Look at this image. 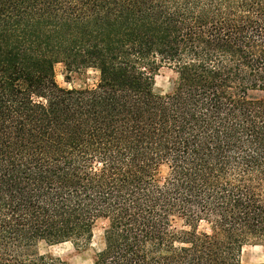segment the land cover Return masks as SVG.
<instances>
[{
	"label": "trees",
	"instance_id": "1",
	"mask_svg": "<svg viewBox=\"0 0 264 264\" xmlns=\"http://www.w3.org/2000/svg\"><path fill=\"white\" fill-rule=\"evenodd\" d=\"M56 62L99 80L62 88ZM161 63L177 72L164 95ZM251 91L264 0H0V264H47L38 241L89 242L99 219L92 264H240L264 243Z\"/></svg>",
	"mask_w": 264,
	"mask_h": 264
},
{
	"label": "rangeland",
	"instance_id": "2",
	"mask_svg": "<svg viewBox=\"0 0 264 264\" xmlns=\"http://www.w3.org/2000/svg\"><path fill=\"white\" fill-rule=\"evenodd\" d=\"M56 83L66 89L92 88L99 80V72L92 67L74 66L64 62H56L53 66ZM152 88L157 94H168L174 90L177 81V72L166 63H161L152 73ZM250 95L263 97L262 91H251ZM165 164L158 168V178L167 174ZM107 220L99 219L93 227L91 240L86 243H72L70 241L49 243L38 241L32 252L40 256L47 264H92L98 252L104 247V231ZM174 225L181 228V221L176 220ZM240 264L264 263V243L257 241L245 242L239 253Z\"/></svg>",
	"mask_w": 264,
	"mask_h": 264
}]
</instances>
